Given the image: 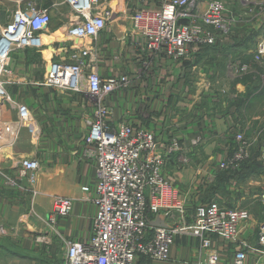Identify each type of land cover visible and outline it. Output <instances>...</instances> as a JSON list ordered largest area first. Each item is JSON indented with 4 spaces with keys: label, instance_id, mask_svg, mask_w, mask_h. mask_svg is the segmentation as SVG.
I'll return each instance as SVG.
<instances>
[{
    "label": "crops",
    "instance_id": "0c3cea01",
    "mask_svg": "<svg viewBox=\"0 0 264 264\" xmlns=\"http://www.w3.org/2000/svg\"><path fill=\"white\" fill-rule=\"evenodd\" d=\"M97 2L99 10L100 6L110 10L114 18L97 37L82 42L91 50L87 61L102 78L127 76L130 80L126 88L104 100L112 122L143 128L155 135L157 149L165 158L162 176L185 203L187 223L192 221L198 205L211 201L228 209L244 208L250 214L249 220L239 226L235 243L213 236L210 249L200 250L197 239L179 235L170 247L168 261L139 256L134 264H207L212 253L217 255L218 264H234L240 250L244 252L242 264H264V254L256 252V248L264 250L257 242V226L264 222V182L259 181L257 171L264 174L260 162L264 138L256 135L250 159L238 172L218 170L232 150L234 133L240 128V112L237 101L222 89L228 86L222 82L228 74L221 64H225L226 54H216V48L227 49L229 53L225 52L232 57L252 54L254 51L247 48L242 50L245 42L238 33L252 28L256 31L252 42L257 45L264 40V16L256 17L254 22L245 17L222 42L195 50L191 59L176 62L149 52L143 48L142 39L131 32L135 0ZM29 5L46 10L50 24L42 36V47L15 50L0 75L12 101L26 106L34 119L33 129L19 128L15 110L0 106V264H64L66 242L86 243L96 215L91 201L95 196V167L91 161L82 160L85 118L92 113L95 99L84 91L60 92L45 85L50 64L68 58L70 51L62 48L71 45L66 35L78 23L64 0L0 1V18L5 22H0V28L16 10ZM160 5L161 0L143 2L151 8ZM256 45L251 48L256 49ZM260 84L262 87H256V92H262L256 99V118L262 121L264 84ZM171 142L179 143L186 152L188 165L176 164L179 153L171 150ZM21 159L39 163L33 190L26 183L23 189L2 184V178L13 172ZM84 187L89 188L90 200L83 199ZM56 197L71 199L73 204L70 214L52 227L48 215ZM150 222L158 228L168 225L162 212L150 215Z\"/></svg>",
    "mask_w": 264,
    "mask_h": 264
},
{
    "label": "built area",
    "instance_id": "2783aa9c",
    "mask_svg": "<svg viewBox=\"0 0 264 264\" xmlns=\"http://www.w3.org/2000/svg\"><path fill=\"white\" fill-rule=\"evenodd\" d=\"M137 7L130 15L131 32L142 39L143 48L155 55L163 54L176 62L191 59L195 50L215 46L230 35L236 23L245 17L264 16V1L238 0L244 7L240 14L231 12L225 0H161L157 8ZM78 23L67 32L71 45L68 58L53 61L45 76V85L60 92H86L95 99L92 113L85 118L87 134L83 140L82 160L94 164L96 208L92 234L86 243L66 242L64 264H134L141 256L152 261H168L175 238L188 235L199 241L200 250H208L213 236L226 243L237 241L239 226L249 220L244 208L228 209L218 201L198 205L192 221L187 223L184 202L174 193L172 184L162 174L165 158L157 149L155 135L143 128L113 123L111 110L104 100L119 89L126 88L127 76L102 78L87 58L91 50L82 42L97 37L114 18L102 9L97 0H64ZM50 24L46 10L33 6L16 10L8 23L0 28V75L15 50L39 49L43 34ZM81 42V44L79 43ZM258 66L264 82V40L258 42L251 63L234 60L227 64L228 74L245 76ZM15 110L19 128H34L29 109L12 101L0 81V106ZM178 152L177 165L183 167L190 159L179 143L171 142ZM251 143L239 128L233 136L232 150L219 163L220 172H236L250 159ZM260 162L264 169V140ZM39 163L21 159L13 172L2 178V184L23 189L26 183L33 190ZM84 200L89 188L81 189ZM169 200V203L166 202ZM73 201L56 197L52 200L48 223L54 227L59 218L67 217ZM162 212L167 227H153L150 215ZM257 242L264 247V222L257 226ZM249 248V247H248ZM256 252L264 254V250ZM244 252L235 254L234 264H242ZM207 264H218L216 254L207 257Z\"/></svg>",
    "mask_w": 264,
    "mask_h": 264
},
{
    "label": "rangeland",
    "instance_id": "374dc122",
    "mask_svg": "<svg viewBox=\"0 0 264 264\" xmlns=\"http://www.w3.org/2000/svg\"><path fill=\"white\" fill-rule=\"evenodd\" d=\"M0 1H3V0H0ZM225 1L228 3V8L229 10H231V12L240 14L244 11L243 5L238 0H225ZM5 20L7 21L6 18ZM251 20H253V22L256 21L255 18ZM0 22L1 24L5 23L3 21V18H0ZM240 30L243 31V29L239 28L238 31ZM255 32L256 31H253L252 28H249L247 30L244 29L243 33H238L243 36V41L245 42V46L243 47L242 50L247 48L248 50L255 52V49L251 48V47H254V45H256V43L252 42V39L255 35V34L253 35V33ZM248 40L251 41L250 44L246 42ZM218 49L220 48H216V54H226L225 59H224L225 64L221 63L222 67L223 65L226 67V71H227V64L230 61H234L233 60L234 58L237 61L249 64L251 63V59L254 54V52L252 54L251 53L250 54L237 53V54H234V57H232L230 54H227L228 52L227 49L223 48L222 51L220 49L221 52ZM246 56H250L251 59L249 60V59L244 58ZM260 71L261 69L258 66L253 65L251 67V73L245 76H235V75L227 74L226 72L227 77H224L222 80V82L227 83L229 86V88H227L228 86L224 88L222 87L223 93L225 92L227 94H231L233 98L237 101L236 105H238L237 106L238 111L240 112V115H239L240 129L244 132L245 137L248 138V140L250 141L251 147L256 146V135L262 139L264 138V120L261 121L259 120L261 118H256V114H257L256 110L258 109V105H256V99L258 98L259 95L262 94V92L261 93L256 92V87L261 86L260 83L264 84L262 79L258 76ZM226 90H228V92H226ZM259 137L257 138V140L259 139ZM257 171H260L259 175L261 177L259 178V181L264 182L263 172L260 169H257ZM257 199L259 201L261 200V198H257ZM241 206H242V203H241Z\"/></svg>",
    "mask_w": 264,
    "mask_h": 264
},
{
    "label": "trees",
    "instance_id": "16d2710c",
    "mask_svg": "<svg viewBox=\"0 0 264 264\" xmlns=\"http://www.w3.org/2000/svg\"><path fill=\"white\" fill-rule=\"evenodd\" d=\"M247 162H248V161H247ZM244 164H245V163H244ZM244 164H243V165H244ZM243 165H242V166H243ZM242 166H241V167H242ZM238 171H239V170H238ZM238 171H236V172H238ZM236 172H228V173H236Z\"/></svg>",
    "mask_w": 264,
    "mask_h": 264
}]
</instances>
